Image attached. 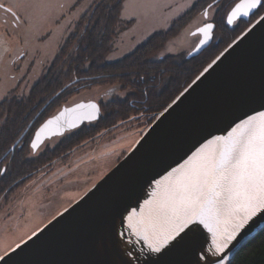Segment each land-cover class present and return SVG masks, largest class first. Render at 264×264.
Instances as JSON below:
<instances>
[{
	"label": "water",
	"instance_id": "1",
	"mask_svg": "<svg viewBox=\"0 0 264 264\" xmlns=\"http://www.w3.org/2000/svg\"><path fill=\"white\" fill-rule=\"evenodd\" d=\"M259 16H264V12ZM259 16L247 28L256 25ZM236 20L238 18L234 22ZM203 26L193 31L200 38L186 55L187 58L196 57L212 42L214 30L211 38L200 45V40L205 36L197 30ZM244 33L245 30L236 36L157 113L147 130L104 177L81 198L56 214L55 219L53 217L40 227L43 231L36 237L24 239L25 244L0 264H124L127 259L124 253L128 248L135 253L131 258L132 264H151L152 258L148 253L141 254L140 243L133 246L124 242L135 239L127 234L124 217L133 209L139 211L140 205L151 199L156 187L153 178L159 180L167 175V171L177 168L204 143L206 137L226 135L225 130L233 121L264 110L261 102L264 97V23ZM230 44L232 47H229ZM217 56L220 59L196 80ZM93 103L98 106V111L87 107ZM77 104L85 107L77 109L75 113H66L62 119H76L80 127L99 118L101 110L97 101H81L61 106L36 130L65 108H73ZM89 112H95L96 118L91 121L83 119ZM65 132L68 131L57 128L54 123L41 134V141L61 137ZM20 139L11 146L10 151L14 150ZM263 227L264 218H258L243 230L221 254L225 257L223 264ZM206 235L199 229L189 233L184 242L166 258L168 264H196L197 257L204 254L202 249L210 259L215 260L210 238L205 243Z\"/></svg>",
	"mask_w": 264,
	"mask_h": 264
},
{
	"label": "snow or ice",
	"instance_id": "2",
	"mask_svg": "<svg viewBox=\"0 0 264 264\" xmlns=\"http://www.w3.org/2000/svg\"><path fill=\"white\" fill-rule=\"evenodd\" d=\"M132 3L138 9L152 12L172 8L170 0H132ZM76 6L77 0H13L7 6L0 3V9L10 15L14 26H22L20 42L26 45L51 39L53 30L44 27L48 23L55 24L58 36L70 31ZM191 7H180L177 16L186 14ZM209 10L219 11V6L211 3L207 5L203 12L205 21L212 19ZM261 10H264V0H240L227 13L226 24L233 25L239 17L251 19L258 16ZM76 18H79V14ZM135 18L130 16L127 20L131 23ZM241 22L247 24L248 21ZM261 23H264V16H259L256 21V25ZM256 25L246 28L244 34L251 32ZM214 28V22H205L203 27L198 28V33L205 36V39L200 40V45L211 38ZM8 51V48L4 49L5 54ZM19 55L23 57L26 52L22 51ZM219 59L220 56H217L196 80ZM261 102L264 106V97ZM84 107L83 104H77L73 108H65L58 116L41 125L28 144L31 152L36 154L39 151L41 134L49 125L55 123L57 128L66 131L78 127L76 119L62 118L66 113H75ZM87 107L98 111L94 103ZM95 118V112H89L83 117L89 121ZM225 131L226 135L206 137L204 143L192 151L183 163L167 171L163 183L153 178L156 187L151 193V199L144 201L139 211L133 209L124 217L127 221V234L135 238L124 242L133 246L140 243L141 254L147 252L152 258L151 264H168L166 258L172 250L196 229L207 233L205 243L210 238L212 257L215 258L210 259L202 249L204 254L197 257L196 264H223L225 257L221 254L229 244L256 219L264 218V110L233 121ZM3 171L6 169H0V172ZM42 231L37 225L28 239L31 240ZM24 244L21 237L15 248L11 245L0 248L4 252L0 262L10 259V253H15ZM124 255L127 257L124 264H132L131 258L135 255L132 248H128Z\"/></svg>",
	"mask_w": 264,
	"mask_h": 264
},
{
	"label": "trees",
	"instance_id": "3",
	"mask_svg": "<svg viewBox=\"0 0 264 264\" xmlns=\"http://www.w3.org/2000/svg\"><path fill=\"white\" fill-rule=\"evenodd\" d=\"M122 3V0H100L92 10L81 15L47 71L29 89L27 96L6 97L0 101V169H6L0 172V203L6 202L41 169L50 170L54 161L67 156L98 130L133 120L132 116L137 113L150 111L151 116H156L238 35L237 25L229 27L225 23L232 1L196 0L190 10L175 19L164 32H154L132 51L109 60L107 55L118 33L131 24L128 20L123 23L120 18ZM210 3L217 4L219 11L214 15L216 31L207 48L191 58L181 53L163 56L166 41L175 37L188 18ZM225 31L230 32L227 37L222 36ZM105 83L118 84L125 94L114 95L117 88L113 87L109 92L110 100L98 101L101 112L96 121L65 132L54 146H46L36 154L31 152L28 144L41 122L81 89ZM23 131L25 135L10 151ZM226 264H264V227Z\"/></svg>",
	"mask_w": 264,
	"mask_h": 264
},
{
	"label": "rangeland",
	"instance_id": "4",
	"mask_svg": "<svg viewBox=\"0 0 264 264\" xmlns=\"http://www.w3.org/2000/svg\"><path fill=\"white\" fill-rule=\"evenodd\" d=\"M99 1L77 0V6L73 10L74 23L69 26L70 31L65 32L63 36H58L55 24L48 23L44 27L53 30L51 39L46 38V40L27 45L20 42L22 26L16 28L10 15L0 9V101L6 97L17 99L27 96L29 89L47 71L48 65L58 53L60 46L74 30L75 23L79 19L76 15L79 14V17L84 15ZM195 1L170 0L171 9L152 12L136 8L132 0H122L124 7L121 8L120 18L123 23L127 21V17L135 16L136 18L131 24H127L126 29L118 33L113 42V49L107 55L108 59L122 57L154 32H164L175 19L182 15L177 16L179 8L192 6ZM12 2L13 0H0V3L5 6ZM204 9H199L191 18H188L175 37L166 41L161 52L163 56L175 53L186 56L196 46L199 34L195 35L193 31L207 22L203 17ZM212 14H215L213 10H209V17ZM248 26L238 25L236 28L238 35ZM5 48L9 49L7 54L4 53ZM22 51L26 52L23 57L19 55ZM118 86V84L105 83L81 89L70 96L64 105L70 106L77 102L91 100L105 102L110 100L109 92L114 90L113 87L117 88L113 92L114 95L123 96L125 91L120 90ZM60 107L55 110V113L60 110ZM154 117H150L146 124L144 118L143 120L128 119L125 123L120 124L119 122L114 126L98 130L82 145L73 148L67 156L54 161L50 170L41 169L30 180L22 184L7 198L6 202L0 203V248L7 247V245L15 247L21 237L26 239L31 236L32 230L37 225L39 228L42 227L56 214L81 198L118 163L117 161L126 155L137 139L147 130V126L155 119ZM58 140V138H52L44 142L37 153L41 152L46 145L54 146ZM2 255L4 252L0 250V256Z\"/></svg>",
	"mask_w": 264,
	"mask_h": 264
},
{
	"label": "flooded vegetation",
	"instance_id": "5",
	"mask_svg": "<svg viewBox=\"0 0 264 264\" xmlns=\"http://www.w3.org/2000/svg\"><path fill=\"white\" fill-rule=\"evenodd\" d=\"M230 1H232L233 4H232L229 8L232 9V7H233L238 1H240V0H230ZM230 9H229V10H230ZM229 10H228V12H229ZM263 11H264V10H262L259 14H261ZM228 12H227V13H228ZM214 13H216V12H214ZM214 15H215V14H214ZM214 15L212 14V16H211L212 19L210 20V22H214V23H215V28H214V31H213V35H214L215 31H216V24H217L216 21H215V19H214ZM226 16H227V14H226ZM226 16H225V18H226ZM258 16H259V15H258ZM258 16L252 17L251 19H249V18H248V19H245V18H238V20H236V21L233 23V25H227V24H226V25L229 26V27H234V26H236V25H237V26H238V25H245V26H247V25H249L251 22H253L255 19H257ZM241 21H248V22H247V24H246V23H243V22H241ZM225 23H226V19H225ZM226 32H227V33H226ZM229 33H230L229 31H225V32L222 33V36H223V37H227ZM199 38H200V35H199ZM212 38H213V37H212ZM198 40H199V39H198ZM151 114H152V113H151L150 111H146L145 114H144V113H142V114H141V113H137V114H135V115L132 116V117H134L133 120H138V119L141 120L142 118H144V119H145V120H144V121H145L144 123L146 124V121H148V120L150 119V117H152ZM142 120H143V119H142ZM30 124H31V123H30ZM30 126H31V125H30ZM30 126H28L27 129H29ZM25 132H26V131H23L22 135L20 136L21 138L25 135V134H24ZM66 133H69V132H66ZM32 136H33V135H32ZM52 138H56V139L58 138V139H59L60 137H52ZM52 138H51V139H52ZM51 139H47V140H45L44 142L49 141V140H51ZM44 142H43V143H44ZM43 143H42V145H43ZM42 145H41V146H42ZM41 146H40V148H41ZM46 146H49V145H46ZM40 148H39V149H40Z\"/></svg>",
	"mask_w": 264,
	"mask_h": 264
},
{
	"label": "bare ground",
	"instance_id": "6",
	"mask_svg": "<svg viewBox=\"0 0 264 264\" xmlns=\"http://www.w3.org/2000/svg\"><path fill=\"white\" fill-rule=\"evenodd\" d=\"M164 177V176H163ZM163 177H161L160 179H159V181L161 182V183H163Z\"/></svg>",
	"mask_w": 264,
	"mask_h": 264
}]
</instances>
